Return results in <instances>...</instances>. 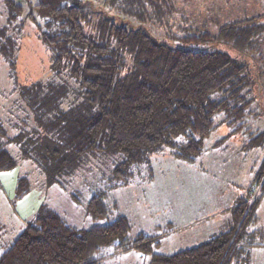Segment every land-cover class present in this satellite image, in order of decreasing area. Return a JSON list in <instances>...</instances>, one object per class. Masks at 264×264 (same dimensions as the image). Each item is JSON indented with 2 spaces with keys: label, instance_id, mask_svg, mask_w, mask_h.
Wrapping results in <instances>:
<instances>
[{
  "label": "trees",
  "instance_id": "1",
  "mask_svg": "<svg viewBox=\"0 0 264 264\" xmlns=\"http://www.w3.org/2000/svg\"><path fill=\"white\" fill-rule=\"evenodd\" d=\"M2 1L6 21L0 26V56L16 80L23 4ZM23 1L32 9L27 19L36 23L39 39L51 52L54 76L65 79L16 81L33 127L9 136L0 122V171L15 166L6 148L10 142L21 145L22 155L42 168L49 183L73 172L87 153L109 151L121 156L112 169L111 186L124 185L132 168L149 166L150 155L163 146L193 162L216 126V114L231 134L252 135L249 144L261 145L263 155L252 180L256 195L237 198L222 229L195 245L172 253L154 251L160 241L129 235L125 215L116 212L104 220L111 208L104 190L88 200L90 222L83 228L42 204L12 241L0 240V264H109L107 260L130 248L148 254L146 264H252V248L264 247V230L255 227L264 197V131L247 132L245 118L254 98L245 60L225 51L158 41L112 14L92 19L85 0ZM155 1L146 2L154 16L163 14ZM248 21L221 25L217 37L243 54L264 33V23ZM210 37L205 31L172 41L188 44ZM29 187L26 177L18 178L15 198Z\"/></svg>",
  "mask_w": 264,
  "mask_h": 264
},
{
  "label": "rangeland",
  "instance_id": "2",
  "mask_svg": "<svg viewBox=\"0 0 264 264\" xmlns=\"http://www.w3.org/2000/svg\"><path fill=\"white\" fill-rule=\"evenodd\" d=\"M18 1L23 4L20 15L23 28L17 38L16 80L0 56V122L9 136L33 127L27 107L15 89L16 81L30 84L65 79L54 76L50 68L51 52L39 39L36 23L27 19L26 14L32 10L31 6L23 0ZM85 1L92 19L102 13L112 14L116 21L142 27L158 41L183 48L220 50L240 56L251 71L254 98L251 112L245 118L250 127L247 132L264 131V33L254 39L243 54L217 37L218 28L225 23L232 24L244 19L250 21L248 24L264 23V0H171L170 10L167 4L157 0L154 5L165 12L156 16L147 0L134 3L127 0L125 4H122V0H116V4L115 0ZM35 2L31 0V3ZM5 21V6L0 0V26ZM205 31L211 33L212 37L188 44L172 41L175 37L198 35ZM220 118V114L215 115L216 126L204 139L202 150L193 162L177 157L170 147L163 146L150 155L149 166L142 164L132 168L129 182L140 178L141 183H147L145 186H111L112 169L121 156L109 151L87 153L73 172L61 176L58 182L49 183L42 168L31 158L22 155L21 145L12 142L6 144L16 163L11 169L0 171V240L6 243L12 241L20 232L23 222L34 218L42 204L54 209L67 223L77 228L86 227L90 222L86 210L88 200L105 190L106 202L111 204V208L104 220L113 219L116 212L127 215L131 236L139 230L148 233L144 224L149 219L150 223L154 220L160 221L158 224L161 221L171 222L168 226L158 227L153 233H159L162 239L160 245L153 247L154 251L172 253L199 243L207 234H211L208 229L214 223L228 216L225 210L228 205L247 193L251 197L257 193L252 180L262 158L263 147L249 144L252 135L241 132L231 134V128L220 122ZM21 120L26 122L23 124ZM152 174V181H144L149 180ZM23 176L29 181V191L15 198L17 180ZM150 202H161V211L156 212L157 209L154 210ZM257 217L255 227L264 230V197L259 202ZM180 223L189 225L183 230L174 229ZM192 232H195V236ZM251 254L252 264H264V247H253ZM148 259V254L130 248L107 262L146 264Z\"/></svg>",
  "mask_w": 264,
  "mask_h": 264
},
{
  "label": "crops",
  "instance_id": "3",
  "mask_svg": "<svg viewBox=\"0 0 264 264\" xmlns=\"http://www.w3.org/2000/svg\"><path fill=\"white\" fill-rule=\"evenodd\" d=\"M161 2V4H164V2H163V0H161L160 1ZM167 8L170 10L171 9V6H170V3H167ZM186 11H187V9L186 8H184ZM162 11L163 12H165V10L164 9H162ZM168 11V10H167ZM153 180V174H152V177L149 179V180H144V181H152ZM132 186V185H135V186H145V185H147V183H141V180H140V178H136V179H134V180H131L130 182L128 181L126 184H124L123 186H121V187H124V186ZM117 188H120V186L119 187H115V189H117ZM236 198V197H235ZM234 198V199H235ZM113 200H114V202H115V199L113 198ZM236 201V200H235ZM120 202V201H119ZM235 203V202H234ZM151 204H153L154 205V210L155 209H157V211L156 212H158V211H161V209H162V204H161V202L160 203H157V204H155V203H152V202H150V205ZM233 203L232 204H230V205H228L226 208H225V210L227 209V214H228V216L226 217V218H222L220 221H218V222H216V223H214L213 224V227H211V229L209 230L208 229V231H211V234H207L208 236H205V239L207 238V237H209L210 235H212V234H214V233H217L218 231H220L221 229H222V227L224 226V224H225V222L229 219V217H230V211H231V207H233ZM121 214H123V213H121ZM123 215H125V214H123ZM150 215H152V213L150 214ZM126 216V218L128 219V216L127 215H125ZM128 222H129V219H128ZM151 222V219H149V220H147V221H145V224H144V226L146 227V230H149V232L147 233V232H144L143 230H139V232H137L136 233V235L137 234H143V235H146V236H154V239H156V240H158V241H160L161 242V238H159V236H160V234L159 233H156V234H153V233H155V231L157 230V229H159L161 226H168L169 225V223H171V222H168V221H165V222H162L161 221V224H158V223H160V221H157V220H154L153 221V223H150ZM24 225H25V222H23V224H22V228H21V230L23 229V227H24ZM187 225H189V223H180L179 225H177L174 229H176V230H183V229H185L186 228V226ZM159 227V228H158ZM174 229H172V230H170V231H167V232H171V231H173ZM215 229V230H214ZM20 230V231H21ZM166 232V233H167ZM202 231H199V233H201ZM144 233H146V234H144ZM193 233V236H195V232H192ZM198 233V234H199ZM206 233V232H205ZM204 239V240H205ZM5 240H3V239H1V243H5L4 242ZM203 241V240H202ZM201 242V241H200ZM159 245H160V243H159Z\"/></svg>",
  "mask_w": 264,
  "mask_h": 264
}]
</instances>
